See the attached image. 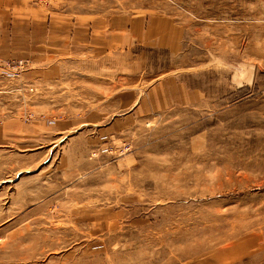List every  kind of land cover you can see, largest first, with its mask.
<instances>
[{"label":"rangeland","instance_id":"rangeland-1","mask_svg":"<svg viewBox=\"0 0 264 264\" xmlns=\"http://www.w3.org/2000/svg\"><path fill=\"white\" fill-rule=\"evenodd\" d=\"M25 2L133 28L50 87L0 60V264H264V0Z\"/></svg>","mask_w":264,"mask_h":264},{"label":"crops","instance_id":"crops-1","mask_svg":"<svg viewBox=\"0 0 264 264\" xmlns=\"http://www.w3.org/2000/svg\"><path fill=\"white\" fill-rule=\"evenodd\" d=\"M27 7L25 0H0L4 9ZM53 11V12H52ZM30 20L0 23V60L21 57L28 60V78L38 85L54 84L70 55L86 51L115 52L130 47L126 39H118L117 31L133 28V20L118 22L115 12L85 10L79 6L52 9ZM129 25V26H128ZM53 86V85H52ZM116 98V91L113 99ZM67 121L61 129L71 127Z\"/></svg>","mask_w":264,"mask_h":264},{"label":"built area","instance_id":"built-area-1","mask_svg":"<svg viewBox=\"0 0 264 264\" xmlns=\"http://www.w3.org/2000/svg\"><path fill=\"white\" fill-rule=\"evenodd\" d=\"M34 3H46L48 0H33Z\"/></svg>","mask_w":264,"mask_h":264}]
</instances>
